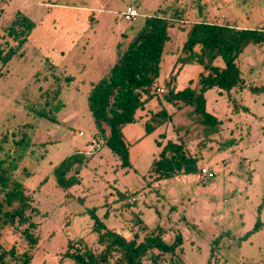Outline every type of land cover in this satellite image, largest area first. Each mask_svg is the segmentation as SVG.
I'll use <instances>...</instances> for the list:
<instances>
[{
  "label": "rangeland",
  "instance_id": "obj_1",
  "mask_svg": "<svg viewBox=\"0 0 264 264\" xmlns=\"http://www.w3.org/2000/svg\"><path fill=\"white\" fill-rule=\"evenodd\" d=\"M127 6L140 16L123 20ZM17 10L34 26L8 61L0 54V169H8L30 194L24 214L35 223L31 231L38 243L29 246L22 233L28 223L15 218L0 228L1 248L15 251L6 260L15 264L27 250L29 264H73L63 254L71 242L85 247L94 240V209L107 227L127 237L135 213L149 230L159 224L166 243L180 235L178 253L187 264H264V44L251 43L240 52L236 61L244 84L230 90V100L218 88L205 92L206 108L219 125H195L189 116L178 122L180 132L190 127L194 139L187 148L197 158L198 171L206 166L214 172L211 178H155L151 167L158 141L177 136L171 124L165 137L162 127L144 133L140 118L150 115L142 109L151 114L159 103L139 109L140 118L123 128L129 145L126 167L102 144L87 106L91 86L146 16L182 11L186 19L168 26L157 79L161 94L191 21L257 28L264 21V0H0L2 53L16 44L5 27ZM213 64L222 67L224 62L217 57ZM201 70L197 63L184 64L176 89L190 83L197 87ZM55 75L59 83L54 98L48 89L55 88ZM46 101L62 102L53 120L35 112ZM92 146L94 152L78 175L68 174L79 182L62 190L53 169L75 151L89 154Z\"/></svg>",
  "mask_w": 264,
  "mask_h": 264
},
{
  "label": "trees",
  "instance_id": "obj_2",
  "mask_svg": "<svg viewBox=\"0 0 264 264\" xmlns=\"http://www.w3.org/2000/svg\"><path fill=\"white\" fill-rule=\"evenodd\" d=\"M181 12L146 16L140 29L129 38L126 48L106 73L93 83L87 94V106L96 133L103 138L102 144L120 159L124 167L129 164V145L124 138L123 128L135 121L137 110L156 98L160 108L144 121V133L150 134L162 127L160 135L165 137L169 124L177 132L174 139L158 141L160 150L151 167L157 180L197 173V158L187 148L188 143L194 139L188 134L190 127L185 132H180L178 122L189 116L195 125H219L221 121L206 108L205 92L218 88L227 92L230 100V90L244 84L236 61L240 52L248 44H264V21L253 29L202 18L191 21L180 55L164 84L165 89L162 88L163 93L159 94L157 79L164 44L169 39L167 29L175 21H186ZM33 26L34 22L26 15L18 10L14 13V17L5 27V32L16 44L7 46L8 50L4 53L0 49L3 61H8L19 50ZM217 57L222 58V67L213 64ZM186 63H197L202 67L196 80L197 87H191L190 83L182 89H176V77ZM58 83L59 77L56 76L53 82L55 88L48 89L53 91L54 98ZM250 88L257 89L254 86ZM61 105L62 102L46 101L35 112L41 117L53 120ZM242 108L248 111L247 107ZM91 155L75 151L65 157L52 171L56 184L64 191L70 190L72 185L79 182V178H70L68 174L78 175ZM29 199L30 194L25 192L21 181L14 178L8 169L1 168L0 228L15 218H19L21 224L28 223L22 233L29 246L33 247L38 243V238L31 231L35 223L24 214ZM129 203L127 200L126 205ZM90 215L93 219L94 240L85 247L77 244L80 241L71 242L63 254L73 264H187L178 253L182 237L176 235L171 243H166L162 227L158 224L149 230L139 213L134 214V221L129 229L131 235L128 237L107 227L94 209L90 211ZM258 225L256 222L253 230ZM7 255L15 256L14 249L4 250L0 246V264H11L6 260ZM16 258L18 260H15V264H29L31 261L27 250Z\"/></svg>",
  "mask_w": 264,
  "mask_h": 264
},
{
  "label": "built area",
  "instance_id": "obj_3",
  "mask_svg": "<svg viewBox=\"0 0 264 264\" xmlns=\"http://www.w3.org/2000/svg\"><path fill=\"white\" fill-rule=\"evenodd\" d=\"M139 15H140L139 11H138L135 7H133V6H127V7L125 8V10L121 13V17H122V19L125 20V21H133V20H135ZM160 91L163 92L164 90H163L162 88H160ZM79 134L81 135L82 132H79ZM91 143H94V146H95L96 141H92ZM94 146H92V147L90 148V150H88V151H89V152H88L89 154H92V153L94 152L93 150H91V149H93ZM97 147H98V148L100 147L99 144H97ZM198 176H199L200 178H204V177L211 178V177L214 176V172H213L212 170L208 169L206 166H202V167L199 169V171H198Z\"/></svg>",
  "mask_w": 264,
  "mask_h": 264
},
{
  "label": "crops",
  "instance_id": "obj_4",
  "mask_svg": "<svg viewBox=\"0 0 264 264\" xmlns=\"http://www.w3.org/2000/svg\"><path fill=\"white\" fill-rule=\"evenodd\" d=\"M124 10H125V9H124ZM124 10H123V11H124ZM123 11H122V12H123ZM122 12H121V13H122ZM27 17H28V16H27ZM153 102H157L156 98H153V99H152V100H150V101H149L147 104H149L150 106H152V105H153ZM147 104H146V105H147ZM138 111H139V110H137V112H136V118H137V117H139V118H140V116H138V113H139ZM142 111H145V113H147V114H149V115H150V112H148V111H146V110H143V109H142ZM148 117H149V116H147V115H144L142 118H140V119H142V120H143V124H144V121H145V120H146ZM92 154H93V153H92ZM180 177H188V175H185V176H180ZM196 177L200 178V177L198 176V174H197V173H196Z\"/></svg>",
  "mask_w": 264,
  "mask_h": 264
}]
</instances>
